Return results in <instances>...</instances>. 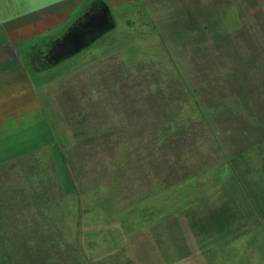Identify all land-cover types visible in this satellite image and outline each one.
<instances>
[{
  "label": "rangeland",
  "instance_id": "374dc122",
  "mask_svg": "<svg viewBox=\"0 0 264 264\" xmlns=\"http://www.w3.org/2000/svg\"><path fill=\"white\" fill-rule=\"evenodd\" d=\"M107 4L113 29L5 87L0 257L264 264V0ZM164 114L182 141L155 146Z\"/></svg>",
  "mask_w": 264,
  "mask_h": 264
},
{
  "label": "crops",
  "instance_id": "0c3cea01",
  "mask_svg": "<svg viewBox=\"0 0 264 264\" xmlns=\"http://www.w3.org/2000/svg\"><path fill=\"white\" fill-rule=\"evenodd\" d=\"M93 1L96 0H0V153L8 149L16 153L11 156L23 153L18 146L7 145L5 87L23 85V70L28 68L24 67V58L37 72L45 69L48 62L43 55ZM103 1L118 5L121 0ZM16 96L10 97L17 100Z\"/></svg>",
  "mask_w": 264,
  "mask_h": 264
},
{
  "label": "water",
  "instance_id": "95a60500",
  "mask_svg": "<svg viewBox=\"0 0 264 264\" xmlns=\"http://www.w3.org/2000/svg\"><path fill=\"white\" fill-rule=\"evenodd\" d=\"M115 27L114 18L103 0L91 3L44 54L48 65H54L90 45Z\"/></svg>",
  "mask_w": 264,
  "mask_h": 264
},
{
  "label": "trees",
  "instance_id": "16d2710c",
  "mask_svg": "<svg viewBox=\"0 0 264 264\" xmlns=\"http://www.w3.org/2000/svg\"><path fill=\"white\" fill-rule=\"evenodd\" d=\"M197 104H199V102H197ZM211 108H213V106H211V105L208 108H204V110L206 109L204 111V114H206L207 116L213 114V112H215V111H214V109H211ZM226 109H228V108H226ZM242 109H245V107H242ZM176 115H178V114H176ZM161 118H162L161 120L163 123L162 127L159 124L160 125L159 128L157 127L155 129H151L152 133H154V135H153L154 136V142H152V144H155V146H156V144L160 143V145H164V147H165L166 145L169 146L175 142L176 143L181 142L182 139H178V140H173V139H174V135L178 132L177 130L186 125L185 124L186 119H184L183 117L178 119L175 117V115L168 116L165 114ZM172 127H176V129L174 131H172ZM151 130L149 129L147 132L149 133ZM122 132L126 133L127 129L125 128V130H122ZM61 155L63 156L64 163L67 164L68 160H67L66 153L64 155L63 154H61ZM190 172H191L190 169L185 170V173L181 176V178L187 176L188 174H190ZM24 252H25V256H20V257H18V256L17 257H11L10 256V258L8 257V254L9 255L20 254V253L24 254ZM1 254H2V257H0V264H36V259L33 257H30L28 248L27 249H18V248L12 247V249L10 248L9 251H8V249H4L3 252H1ZM23 254H21V255H23ZM43 261L44 260L41 259V261H38V264H42Z\"/></svg>",
  "mask_w": 264,
  "mask_h": 264
},
{
  "label": "flooded vegetation",
  "instance_id": "af4514ba",
  "mask_svg": "<svg viewBox=\"0 0 264 264\" xmlns=\"http://www.w3.org/2000/svg\"><path fill=\"white\" fill-rule=\"evenodd\" d=\"M44 56V55H43Z\"/></svg>",
  "mask_w": 264,
  "mask_h": 264
}]
</instances>
